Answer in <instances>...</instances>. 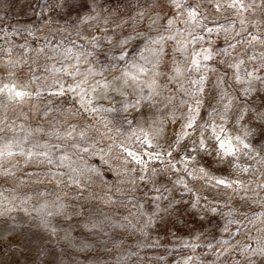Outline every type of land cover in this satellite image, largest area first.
I'll return each mask as SVG.
<instances>
[{
    "label": "snow or ice",
    "instance_id": "snow-or-ice-1",
    "mask_svg": "<svg viewBox=\"0 0 264 264\" xmlns=\"http://www.w3.org/2000/svg\"><path fill=\"white\" fill-rule=\"evenodd\" d=\"M41 2L42 0H36L37 9ZM120 2L126 7L132 6V0ZM135 2L140 4V0ZM152 2L161 10L164 6L169 9L170 14L163 17V23L155 7L145 11L141 6L135 11V15L128 14L125 18L119 8H105L97 0H91L86 5L89 15L81 23L95 22V34L81 35L77 31L76 39L69 41L67 45L64 40L56 41L48 37L44 38L45 43L39 48L33 49L27 42L19 45L25 53L31 51L37 56L43 54L51 61L43 66L50 77L36 76L33 73L31 81L37 83L51 78V83L45 85L47 95L60 101L56 108L49 107L43 112V117L47 118L53 111H62L68 118L61 124L63 131L56 126L47 131L38 126L27 130L23 139L16 140L6 139V133L14 129L0 121V175H15L13 170L17 167L16 164L4 167L2 163L17 155L13 151L14 145L19 149L18 154L26 158V164L48 166L46 174L51 177L50 182L57 187L64 185L79 189L78 199L83 198L85 203L79 209L74 207L71 215L66 213L67 206L60 203L56 213L48 212L47 216L63 215L70 223L75 218L76 226L87 230L97 252L101 245L107 253L122 247L124 241L117 240L120 234L114 231L116 229H131V235L139 233L143 238L135 244L137 251H128L121 255L118 258L120 262L138 257L141 248H165L169 241L161 242L159 238L152 240L150 233L163 230L166 236L172 235L168 225L175 228L183 213H188L190 209H199L195 214L201 221V227L204 222L211 225L217 217H225V222L222 226L215 225L218 231L201 232L193 237V241L178 239L181 249H189L195 253L201 244L194 241L204 239L203 246L217 261L223 258L222 264H264V236L256 237L245 233L247 242H241L238 239L241 221L229 218L237 210L229 208L224 212L226 204H213L206 197L202 203L198 194L189 201H175L164 195L169 189L164 188L161 191L160 188H155L157 195L151 197L155 210L151 213L140 211L144 205L134 202V197L128 199L132 208L137 209V212L129 213L136 218L137 223L134 224L127 216L123 217L127 223H122L103 213L95 204L88 203L89 200H99L105 206L127 207L124 201L114 199L111 195L106 198L83 197L87 186L82 183L81 177L86 172L100 175V169L94 165L76 167L74 165L77 160L84 161L86 156H97L104 165H109L106 157L115 148L119 150L116 159L123 165L121 172L135 173L127 181L132 185L129 191L137 190V180H146L144 173L157 172L155 167L150 168L149 162L158 161L164 164L166 171H171L176 176L174 184L182 185L186 192L193 191L186 178L202 179L215 188L231 190L245 202L259 203L264 207V199L254 198L259 197V192L252 190L250 196L248 183L240 178L251 170V166H242L239 163L241 156L252 160L260 157L264 146L257 151L248 142V137L254 134L253 130L247 129L243 135H239L233 134L228 126L234 108L239 109L234 124H239L244 120L245 113L252 111L251 105L255 104L256 99L264 94V0H206L212 11L204 10L203 0H195L194 3H189L188 0ZM65 6L69 9L75 7L72 0H47V3H43V8H48L50 12ZM37 14L43 13L37 10ZM256 15L260 18L253 19ZM219 16H223L227 23H219ZM47 19L45 16L46 21ZM145 20L148 31H138L139 25ZM177 24L185 27H177ZM129 26L131 30L125 34L124 30ZM153 31L155 35L151 34ZM27 34L32 35V32L28 31ZM8 35L3 33L0 39H5ZM16 35L22 36L23 33L17 31ZM221 35L224 36L226 46L214 48L215 40L212 37ZM168 42L174 43V51L180 53L182 59L173 58L171 68L164 72L161 66L165 64L164 54ZM6 43L11 42L6 40ZM0 51L11 56L12 48H0ZM218 57L226 59H217ZM213 61L225 67L222 74L212 66ZM22 62L27 63L26 60L8 61L12 67ZM210 73L217 74L214 84L217 105L208 114L209 119L201 123L197 117L210 82ZM8 75L13 77L15 73L9 71ZM42 94L39 87L32 91L29 84H0V96L17 104ZM48 103L51 105L53 100ZM261 107H257L255 112L256 119L260 121L257 125L258 134L264 137V111ZM172 125L178 127L169 136L167 127ZM34 134L55 138L59 142L51 143L50 139L45 142L37 140L25 151L23 145ZM181 152L185 154L181 155ZM193 153L219 157L221 162L227 159L235 178L215 177L204 167L190 169L191 162L197 159ZM261 159L264 160V157ZM131 165L141 167L138 170ZM259 187L264 189V184ZM116 193L123 196L125 191L117 187ZM59 199L58 196L57 200ZM161 200L167 201L164 207L159 203ZM174 216L178 219L174 220ZM249 222L253 223L251 220ZM41 224L47 228L49 221L42 218ZM233 225H237L235 231L232 230ZM106 228L113 231L109 232ZM50 231L52 235H57L55 227ZM220 232L227 234L226 238L217 239ZM188 235H192V232ZM63 239L71 242V233L65 230ZM91 247L92 244L81 242L79 250L84 251ZM207 255V252L204 253L205 257ZM158 259L163 260L164 256ZM170 264H206V260L189 255L179 260L173 257Z\"/></svg>",
    "mask_w": 264,
    "mask_h": 264
},
{
    "label": "rangeland",
    "instance_id": "rangeland-1",
    "mask_svg": "<svg viewBox=\"0 0 264 264\" xmlns=\"http://www.w3.org/2000/svg\"><path fill=\"white\" fill-rule=\"evenodd\" d=\"M97 2L103 4L105 8L113 10L119 8L125 14V18H127L128 14L135 15V11L141 6L144 7L145 11H150L155 7V11L159 12L162 18L161 23L164 22L163 17L170 14L167 6H164L163 10H161L160 7L153 4L152 0H140L139 5L135 0H132L131 7H126L120 0H97ZM188 2L194 3L195 0H188ZM43 3H47V0H42L40 8L37 9L36 0H0V30H2L0 35L3 33L9 34L5 39H0V48H12L11 56L0 51V84L10 82L29 84L32 91L39 87L43 93L41 96L33 97L21 104L9 101L7 97L0 96V121L13 126L14 129L6 133V139H23L27 130L35 129L38 126L43 127L46 131L50 130L52 126H56L63 131L61 124L68 118L67 114L62 113V111H53L47 118L43 117V112L47 111L49 107L56 108L60 101L47 95L45 85L51 83V78L46 81H38L37 83H31V81L33 73L36 76L50 77V74L44 71L43 66L51 63V61H48L43 54L37 56L36 53L31 51L25 53L19 45L27 42L31 48H39L45 43V37L54 38L56 41L64 40L65 45H67L69 41L76 39L77 31L81 35L96 33L95 22L81 23V20L89 15V9L86 5L90 4L91 0H72L75 7L69 9L65 6L58 11L51 12L48 8H43ZM203 8L205 11H212L208 7L206 0H203ZM37 10L42 11L43 14H37ZM45 16L48 17L47 21ZM252 18L259 19L260 16L256 15ZM218 21L222 24L227 23L223 16H219ZM177 27L183 28L185 26L177 24ZM130 30L131 26L124 30L125 34ZM137 30L147 32V20L141 23ZM17 31H20L23 35H16ZM28 31H31L32 35H28ZM151 34L155 35V32L153 31ZM212 39L215 40L214 48L218 49L226 46L223 35L219 37L213 36ZM6 40L11 43H6ZM174 49V43L168 42L164 54L165 64L161 66V70L164 72H168L171 68L173 58L182 59L181 54L175 52ZM217 59H226V57H218ZM9 60L13 62L26 60L27 63L22 62L12 67L8 63ZM212 66L218 69L219 74L225 71V67L215 61L212 62ZM9 71L14 72L15 75L9 77ZM216 75L214 73L209 74L210 82L207 85L206 93L203 95L204 102L197 117L201 123L209 119L208 114L217 105L216 90L214 88ZM49 100H53L51 105L48 103ZM237 104L239 105L240 101ZM262 104H264V94L256 99L255 104L251 105L252 111L245 113L244 120L240 121L239 124H234L235 117L239 115L238 107L234 108L228 125L234 134L243 135L245 130H253L254 134L248 137V142L257 151L264 146V137L258 134L257 125L260 121L256 119L255 112V109L261 107ZM261 110L264 111V107H261ZM72 122L75 123V121ZM177 127L178 125L167 127V134L171 136L173 129ZM49 139L51 143L59 142L55 138L34 134L23 147L27 151L32 142L37 140L45 142ZM161 142H164L163 139ZM13 151L17 155L2 161V163L4 167H11L12 164H16L17 167L13 170L15 175L8 177L0 175V264H170L173 257L179 260L181 257L189 255H196L201 259H205L206 264H222L223 258L217 261L203 246L205 243L204 239L194 241L201 244V247L195 253L189 249H181L179 246L178 239L193 241L195 235L201 232H216L218 229L215 225L219 224L222 226L224 224L225 217H217L212 221L211 225L204 222L203 227H201V221L195 214V212L200 211L199 209H190L188 213H183L182 218L179 219L174 216V220L178 219L176 227L172 228L171 225H168V230L172 235L166 236L163 230L150 233L152 240L159 238L161 242L169 241L165 246L167 251H165V248L158 250L141 248L139 249L138 257L120 262L118 258L121 255L128 251H137L135 244L137 240L143 238L139 233L131 235V229H116L114 231L120 234L117 236V240L122 239L124 241L122 247L107 253L101 245L97 252L96 245L89 238L87 230L77 227L75 218L70 223L63 215H46L48 212L56 213L57 205L60 203L67 206L66 213L68 215H71L74 207L77 209L82 207L85 201L83 198L78 199L80 190L64 185L57 187L56 184L50 182L51 177L46 174L48 166H38L35 163L26 164V158L18 154V147L14 145ZM184 154V152H181V155ZM118 155L119 150L114 148L112 153L106 157L109 159V165H104L97 156H86L84 161L77 160L74 165L80 168H84L85 165H94L100 169V175L86 172L81 177L82 183L87 186L86 190L83 191V197L106 198L111 195L114 199L124 201L127 205V207L120 205L105 206L99 200L88 201L90 205L95 204L103 213L113 216L114 219L122 223H127L123 220V217L127 216L135 224L137 223L136 218L129 215V213L130 211L137 212V209L132 208L131 204L128 203V199L134 197V202L144 205V208L140 211L151 213L155 210V203L151 200V197L157 195L154 189L160 188L163 191L164 188H167L170 191L165 192L164 195L175 201H189L195 194H198L202 198V203L203 198L206 197L213 204H226L227 207L223 208L224 212H227L229 208L236 209L237 211L229 218L241 221L239 225L241 233L238 236L241 242H247L245 233H250L256 237L264 236V215H261L264 213V207L261 204L252 203L251 201L245 202L241 200L240 195L233 193L231 190L215 188L207 184L205 180L192 179L190 177L186 179L193 191L191 193L186 192L183 190L182 185L174 184L176 176L171 171H166L164 164L158 161L149 162L150 168L155 167L157 172L155 174L144 173L146 180L143 182L137 180V190L135 192L129 191L132 185L127 181L132 176H135V173L125 174L121 172L123 165L120 160L116 159ZM193 155H196L197 159L191 162L190 169L204 167L215 177L235 178L233 168L227 159L221 162L219 157H210L203 153H193ZM261 157H264V152H261L260 157L255 160L241 156L239 161L242 166H251V170L240 178L248 183V194L250 196L252 195V190L259 192V197H254L255 199H264V189L259 187V185L264 184V160ZM131 166L136 167L138 170L141 167L138 165ZM61 171H67V169H61ZM118 172H121L119 176L117 175ZM149 176L151 177L150 180L148 179ZM121 181H124V183H121ZM117 187L124 189L125 194L123 196L116 193ZM40 193H44V195H40ZM64 193H67V195H64ZM58 196L60 197L59 200H57ZM159 203L161 207H164L167 201L161 200ZM42 218H46L49 221L47 228L41 224ZM249 220L253 221V223H250ZM52 227L57 229V235L51 234L50 229ZM236 227L237 225H233L232 230L235 231ZM65 230L71 233V242H66L63 239ZM106 230L109 232L113 231L110 228H106ZM190 231L192 235H188ZM226 235L220 232L217 239L226 238ZM81 242L92 244L93 247L80 251ZM109 247H111V243H109ZM206 252L208 253L207 257L204 256ZM160 256H164V259L159 260L158 257Z\"/></svg>",
    "mask_w": 264,
    "mask_h": 264
},
{
    "label": "bare ground",
    "instance_id": "bare-ground-1",
    "mask_svg": "<svg viewBox=\"0 0 264 264\" xmlns=\"http://www.w3.org/2000/svg\"><path fill=\"white\" fill-rule=\"evenodd\" d=\"M230 128V127H229ZM231 129V128H230ZM233 134H234V132H233Z\"/></svg>",
    "mask_w": 264,
    "mask_h": 264
}]
</instances>
